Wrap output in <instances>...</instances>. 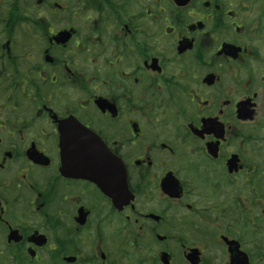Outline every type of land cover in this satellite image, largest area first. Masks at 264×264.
<instances>
[{
	"label": "flooded vegetation",
	"instance_id": "obj_1",
	"mask_svg": "<svg viewBox=\"0 0 264 264\" xmlns=\"http://www.w3.org/2000/svg\"><path fill=\"white\" fill-rule=\"evenodd\" d=\"M0 264H264V0H0Z\"/></svg>",
	"mask_w": 264,
	"mask_h": 264
},
{
	"label": "water",
	"instance_id": "obj_2",
	"mask_svg": "<svg viewBox=\"0 0 264 264\" xmlns=\"http://www.w3.org/2000/svg\"><path fill=\"white\" fill-rule=\"evenodd\" d=\"M164 255H166L165 253H163V257H164Z\"/></svg>",
	"mask_w": 264,
	"mask_h": 264
}]
</instances>
